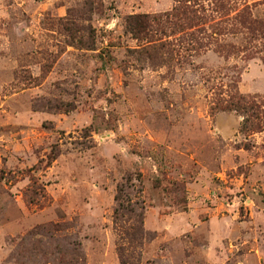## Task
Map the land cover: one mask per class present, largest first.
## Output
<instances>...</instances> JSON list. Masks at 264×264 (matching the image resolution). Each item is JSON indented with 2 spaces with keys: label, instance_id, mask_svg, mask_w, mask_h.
I'll return each instance as SVG.
<instances>
[{
  "label": "rangeland",
  "instance_id": "obj_1",
  "mask_svg": "<svg viewBox=\"0 0 264 264\" xmlns=\"http://www.w3.org/2000/svg\"><path fill=\"white\" fill-rule=\"evenodd\" d=\"M0 264H264V0H0Z\"/></svg>",
  "mask_w": 264,
  "mask_h": 264
},
{
  "label": "trees",
  "instance_id": "obj_2",
  "mask_svg": "<svg viewBox=\"0 0 264 264\" xmlns=\"http://www.w3.org/2000/svg\"><path fill=\"white\" fill-rule=\"evenodd\" d=\"M132 31H136V27L135 26H133L132 28ZM250 105V104H249ZM251 106V105H250Z\"/></svg>",
  "mask_w": 264,
  "mask_h": 264
}]
</instances>
